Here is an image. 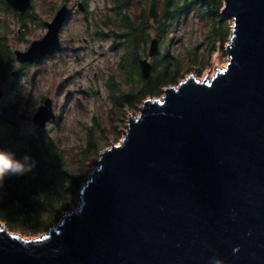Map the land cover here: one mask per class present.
<instances>
[{"label": "water", "instance_id": "obj_1", "mask_svg": "<svg viewBox=\"0 0 264 264\" xmlns=\"http://www.w3.org/2000/svg\"><path fill=\"white\" fill-rule=\"evenodd\" d=\"M224 2L226 67L147 98L121 141L100 152L78 210L47 233L26 239L0 224V264H264V0ZM68 14L63 3L17 60L61 49ZM158 50L152 38L149 56ZM139 63L148 79L152 63ZM56 118L46 97L32 119L45 128Z\"/></svg>", "mask_w": 264, "mask_h": 264}, {"label": "rangeland", "instance_id": "obj_2", "mask_svg": "<svg viewBox=\"0 0 264 264\" xmlns=\"http://www.w3.org/2000/svg\"><path fill=\"white\" fill-rule=\"evenodd\" d=\"M218 1L192 0L191 8L185 16L180 17L177 25H169L164 38L159 42L157 52L160 53L159 60L165 65L172 59L178 60L184 74L176 83L162 86L159 95L147 98H161L165 87L178 86V83L190 74L202 80L205 76L211 77L217 68L226 67L229 60L226 46L230 42L233 19L223 16L225 2L222 0V6L219 9L216 6ZM0 2L9 6L5 0ZM90 2L92 10L87 17L78 8L73 14L70 11L60 31L62 48L40 63L39 73L36 74L33 71L37 67L36 64L28 66L24 70L19 85L13 89L5 87L6 90L0 97V107H10L13 103H17L20 111L27 115L25 118L19 116L18 119L22 129L26 131L32 130L35 126L32 118L44 98L51 97L57 118L48 122L53 124L50 131L53 134L57 133V122L61 119L63 124L61 134L64 139H67V143L72 145L73 158L78 156L88 133L91 131L97 134L96 140L90 145L88 154L90 157L84 166V181L80 188V196L75 204L62 213L63 215L72 210H78L81 204L82 187L87 182L89 173L98 166L100 152L121 141L129 117L137 116L140 106L147 99L135 107L126 106L120 96L114 95L118 100L113 99L108 83L114 72L115 78L120 79L117 63L123 51L120 47L114 49L111 47L114 38L110 27L104 28L106 34H94L95 21L104 18L108 4L106 0H90ZM60 5L62 0H33L32 8L28 13L33 21H29L26 28H23L14 17L13 10L9 11L8 7L0 9V23L5 21L8 24L5 32L12 49L28 48L33 40L43 37L47 32L46 21H52ZM136 7L137 5H134L128 10L132 16L137 13ZM220 26L222 27L220 30L228 29L229 31L225 43L223 40L224 46L219 38L214 40L211 37L215 27ZM19 29L25 30V33L21 31L20 38H17L16 33ZM208 33L209 38H207ZM153 34V32L150 33L148 49L142 56L148 58L151 63L155 56H149L148 50ZM0 35H5L3 26L0 28ZM85 37L90 39L89 42H84ZM14 65L17 69L19 64L16 60ZM101 126L107 128L104 134L100 132ZM99 143L102 147L94 154V148L99 146ZM4 169V165H1L0 177ZM61 219L62 217L52 222L47 229L36 233L30 232L27 228L25 230L11 229L3 220H0V224H4L12 233L28 239L47 233L48 229L58 224Z\"/></svg>", "mask_w": 264, "mask_h": 264}, {"label": "trees", "instance_id": "obj_3", "mask_svg": "<svg viewBox=\"0 0 264 264\" xmlns=\"http://www.w3.org/2000/svg\"><path fill=\"white\" fill-rule=\"evenodd\" d=\"M114 1L120 11L96 20L93 32L95 35L106 34L104 28L110 27L114 38L111 47H120L123 53L117 63L120 79L115 78L114 72L110 76L109 89L113 99H117L114 95L120 96L126 106L135 107L148 96L159 95L162 86L176 83L183 76L178 60L172 59L165 65L159 60L160 53H157L152 61L151 76L145 79L139 61L148 48L152 32L148 26L150 22L154 20L153 30L158 37H162L169 25H177L180 17L188 13L192 0H163L161 12L157 9L152 14L141 12L134 16L122 12L123 3L127 0ZM221 3L222 0H219L217 8L221 9ZM220 29L221 26L215 27L211 37L214 40L219 38L222 44L229 31ZM12 61V46L5 36L0 35V81L12 68ZM19 116L25 118L27 115L20 111L17 103L0 107V166L5 168L0 177V220L11 229L27 228L36 233L47 229L77 202L84 181V166L90 157V145L97 134L90 131L78 156L73 158L72 145L61 134V119L57 122V133L53 135L47 127L34 126L28 131L22 129ZM106 131V127H100L101 134ZM101 147L99 143L93 153ZM17 164L21 165L19 170H15Z\"/></svg>", "mask_w": 264, "mask_h": 264}, {"label": "flooded vegetation", "instance_id": "obj_4", "mask_svg": "<svg viewBox=\"0 0 264 264\" xmlns=\"http://www.w3.org/2000/svg\"><path fill=\"white\" fill-rule=\"evenodd\" d=\"M6 1V0H5ZM107 4H108V7H107V10H106V15L107 14H114L115 15V12H119L120 10L118 9V4L115 3L114 0H106ZM162 2L163 0H127V1H124V5L125 7L123 8L122 12H128L130 13V11H128L132 6L134 5H137V7L135 8V10L137 11V13H141V12H144V13H154L157 11V9L159 10V12H161V7H162ZM7 3V2H6ZM63 3H67L68 4V8H69V14H70V11H72V14L74 13V10L76 8L79 9L80 12L84 13L87 17V15L91 12L92 8H91V2L90 0H66V1H62V4ZM8 4V3H7ZM32 4H33V0H32ZM71 4V5H70ZM72 6V7H71ZM82 6L83 9L80 7ZM9 11H12L13 10V13H14V17H16L18 19V22L22 25L23 28H26L27 27V24L29 23V21L32 20V17L28 14L30 11V9L32 8V6L24 11V12H20L14 8H12L11 6H7ZM68 14V16H69ZM68 18V17H67ZM33 21V20H32ZM67 21V19H66ZM27 23L26 25L24 24ZM47 22V21H46ZM66 23V22H65ZM3 26V33H5V38H7V42L9 44H11L9 41H8V35L7 33L5 32V29L8 27V24L7 22L3 21L2 23H0V28ZM150 26L151 28V31L154 33L152 36L153 38H157L158 39V43L160 41H162V38H164V35L162 37H158L156 35V33L154 32L155 30L154 29V26H155V22L154 20H152L150 22V24L148 25ZM21 27V29H22ZM19 29L18 32L16 33L17 35V38H20V34H21V31L22 33H25V30H21ZM24 31V32H23ZM87 38V37H85ZM90 40V39H89ZM89 42V41H88ZM18 49V48H16ZM15 48L12 49V52H13V61H12V68L10 69V71L8 72V74L6 75L5 79L0 81V90L2 92V95L4 94V91L7 89H13L14 87H17L19 85V83L21 82V79L23 77V74H24V70L28 67V66H31V65H35L33 62H26V63H20L16 56H15V53L14 51L16 50ZM26 49V48H25ZM25 49H22V50H25ZM148 49V48H147ZM58 51H55L53 55H55ZM157 53L154 55L156 56ZM52 56V55H51ZM48 57L50 56H47L46 58H44L42 61L41 60H36V61H45ZM143 58V57H142ZM16 60V62L19 64V67L14 68V61ZM4 86V87H3ZM6 87V88H5ZM1 95V96H2ZM0 96V97H1ZM50 122V121H49Z\"/></svg>", "mask_w": 264, "mask_h": 264}, {"label": "snow or ice", "instance_id": "obj_5", "mask_svg": "<svg viewBox=\"0 0 264 264\" xmlns=\"http://www.w3.org/2000/svg\"><path fill=\"white\" fill-rule=\"evenodd\" d=\"M7 7V5L5 4V3H3V2H0V9H4V8H6ZM45 37V36H44ZM44 37H42V38H40L38 41H35V42H40V41H42L43 39H44ZM57 42H59V41H57ZM31 47H32V44L31 45H29V47L27 48V49H25V50H23V52H24V54H26L30 49H31ZM19 54V53H18ZM44 59V57L42 58V60ZM41 60V61H42ZM41 61H33V63L34 64H36V68L35 69H33V71L36 73V74H38L39 73V70H40V63H41ZM17 67H19V65H17ZM33 79H34V77H33ZM51 102L49 101V104H50ZM47 128H49V129H51L52 127H53V124H51V123H47ZM54 135V134H53ZM21 168V165L20 164H17L16 166H15V170H19Z\"/></svg>", "mask_w": 264, "mask_h": 264}]
</instances>
